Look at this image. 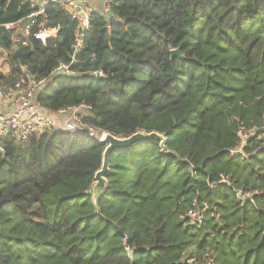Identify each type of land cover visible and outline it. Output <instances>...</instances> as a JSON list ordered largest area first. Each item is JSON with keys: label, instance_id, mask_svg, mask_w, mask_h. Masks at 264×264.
<instances>
[{"label": "trees", "instance_id": "1", "mask_svg": "<svg viewBox=\"0 0 264 264\" xmlns=\"http://www.w3.org/2000/svg\"><path fill=\"white\" fill-rule=\"evenodd\" d=\"M38 10L0 0V26L17 23L0 31V89L28 73L46 80L40 108L85 105L97 134L163 138L115 150L94 195L105 143L3 136L0 264H264V0H115L76 52L78 22L56 3L18 31Z\"/></svg>", "mask_w": 264, "mask_h": 264}, {"label": "built area", "instance_id": "2", "mask_svg": "<svg viewBox=\"0 0 264 264\" xmlns=\"http://www.w3.org/2000/svg\"><path fill=\"white\" fill-rule=\"evenodd\" d=\"M114 1L115 0H98V8L96 9H99L101 12L108 13L110 5ZM49 2L60 5L65 12H68L71 17L77 20L78 34L75 46L76 52L81 47L82 38L88 28L90 16L95 7L81 3L78 0H50ZM49 2L42 1V4L39 6V10L29 14L28 18H31V20L24 25L26 34L29 33V29L34 23V16L37 13L42 12L43 6ZM16 27L17 23H8L4 25L5 29H12ZM51 32L52 31L40 29L35 32L33 36L35 39L45 42ZM64 71L68 72V66L62 63L57 67V69L53 70V72L56 73H62ZM100 74L101 72L98 71L97 75ZM24 78L26 79L25 86H23L25 82L24 79H21L15 84V91L12 92L15 93L17 100L15 106L7 109L6 111L0 110V139L7 133H10L17 141L25 142L29 136L33 134L39 135L44 130L49 129L53 131H64L71 135L85 132L89 138H95L98 141H102L103 136H99L104 133L97 134L94 128L87 126L82 121V118H80L84 110H88L85 105L58 110L57 112L65 117L63 121L58 122V120L48 111L40 108L34 100L36 88H39L46 80H34L28 73H24ZM4 98L7 97L5 96L4 91L0 89V99ZM239 135L241 137V145L245 144L248 134L241 129ZM2 150L3 149L0 145V151ZM222 181L227 182L225 179H222ZM246 198L247 196L244 193H240L241 200H245Z\"/></svg>", "mask_w": 264, "mask_h": 264}, {"label": "water", "instance_id": "3", "mask_svg": "<svg viewBox=\"0 0 264 264\" xmlns=\"http://www.w3.org/2000/svg\"><path fill=\"white\" fill-rule=\"evenodd\" d=\"M31 18L25 19L22 23H27ZM4 26H0V31H3ZM171 56L177 55L180 57L178 49L170 50ZM60 73V72H58ZM163 138L162 135L156 132L144 133V132H135L128 137H117L110 133H104L102 143H105L106 146L102 153V164L101 167L95 172L93 183V194L96 195L99 190H101L105 185V175L108 171V165L110 161V156L115 150L126 149L131 147L133 144L141 141H146L151 138Z\"/></svg>", "mask_w": 264, "mask_h": 264}, {"label": "crops", "instance_id": "4", "mask_svg": "<svg viewBox=\"0 0 264 264\" xmlns=\"http://www.w3.org/2000/svg\"><path fill=\"white\" fill-rule=\"evenodd\" d=\"M78 1H80L81 3H84L86 5H90V6H93L95 8H98V0H95V1L94 0H78ZM33 2L39 6L42 4V0H33ZM24 25H25V23H20L18 28H20V30L23 31L24 34L26 35V30H25ZM16 103H17V100L14 103L11 99H8V98L0 99V110L6 111L7 109L14 107ZM49 113L53 117H55L58 120V122H61V120L64 119L63 116L58 112H55V113L49 112Z\"/></svg>", "mask_w": 264, "mask_h": 264}, {"label": "rangeland", "instance_id": "5", "mask_svg": "<svg viewBox=\"0 0 264 264\" xmlns=\"http://www.w3.org/2000/svg\"><path fill=\"white\" fill-rule=\"evenodd\" d=\"M18 31H20L22 35H25L24 32L20 30V28H18ZM4 60H5L4 56L0 55V71L3 72V73H6V71H7V65H6V63H5ZM5 96L8 99H11L14 103L16 102L15 93H5ZM86 112L87 111L84 110V112L82 113V116H85L87 114ZM82 116L80 118H82ZM63 118H65V117L63 116ZM63 120H61V121H63ZM103 135L104 134L100 135L99 137H101Z\"/></svg>", "mask_w": 264, "mask_h": 264}]
</instances>
